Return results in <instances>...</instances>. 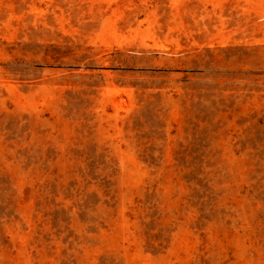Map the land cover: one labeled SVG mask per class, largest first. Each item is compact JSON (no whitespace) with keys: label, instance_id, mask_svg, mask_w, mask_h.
Instances as JSON below:
<instances>
[{"label":"rangeland","instance_id":"rangeland-1","mask_svg":"<svg viewBox=\"0 0 264 264\" xmlns=\"http://www.w3.org/2000/svg\"><path fill=\"white\" fill-rule=\"evenodd\" d=\"M0 264H264V0H0Z\"/></svg>","mask_w":264,"mask_h":264}]
</instances>
